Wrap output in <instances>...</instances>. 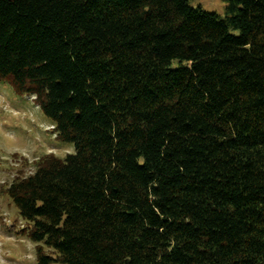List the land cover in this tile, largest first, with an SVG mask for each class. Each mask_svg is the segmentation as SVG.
Listing matches in <instances>:
<instances>
[{
  "label": "trees",
  "instance_id": "obj_1",
  "mask_svg": "<svg viewBox=\"0 0 264 264\" xmlns=\"http://www.w3.org/2000/svg\"><path fill=\"white\" fill-rule=\"evenodd\" d=\"M0 0V83L72 154L5 194L36 264H264V0Z\"/></svg>",
  "mask_w": 264,
  "mask_h": 264
},
{
  "label": "rangeland",
  "instance_id": "obj_2",
  "mask_svg": "<svg viewBox=\"0 0 264 264\" xmlns=\"http://www.w3.org/2000/svg\"><path fill=\"white\" fill-rule=\"evenodd\" d=\"M189 5L220 17L226 14L223 0H193ZM52 129L32 96H17L8 83H0V264H36L37 245L20 234L27 224L5 190L31 175L42 158L53 155L62 160L73 153L71 146L56 140Z\"/></svg>",
  "mask_w": 264,
  "mask_h": 264
}]
</instances>
